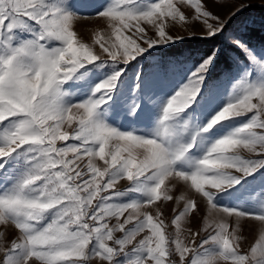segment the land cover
<instances>
[{
    "label": "snow or ice",
    "instance_id": "snow-or-ice-1",
    "mask_svg": "<svg viewBox=\"0 0 264 264\" xmlns=\"http://www.w3.org/2000/svg\"><path fill=\"white\" fill-rule=\"evenodd\" d=\"M251 7L0 0V264H264V44L182 49Z\"/></svg>",
    "mask_w": 264,
    "mask_h": 264
},
{
    "label": "rangeland",
    "instance_id": "rangeland-1",
    "mask_svg": "<svg viewBox=\"0 0 264 264\" xmlns=\"http://www.w3.org/2000/svg\"><path fill=\"white\" fill-rule=\"evenodd\" d=\"M91 27V24L88 22H84L81 25L82 31H87L88 28ZM259 29L258 38L255 37L256 34H253V32ZM233 34L237 35H243L248 41H250L251 44L259 46L261 44H264V8L261 7H251L246 12L243 13L242 16H240L238 19L232 21L231 25L227 28L223 36H219L215 38V42L212 43L213 48H222L224 50L223 58H227L232 54L231 48L229 47L231 38ZM260 35H263L259 38ZM211 48L210 50H212ZM206 50H186V52H191L193 54V60L198 58L200 55H203V52ZM218 68L216 70L215 74H212L213 76H216L218 73H220L226 66V63H219L217 65ZM179 80L180 77H175L170 82L169 87L177 88L179 86ZM255 234L250 233L249 234V241L254 239Z\"/></svg>",
    "mask_w": 264,
    "mask_h": 264
},
{
    "label": "trees",
    "instance_id": "trees-1",
    "mask_svg": "<svg viewBox=\"0 0 264 264\" xmlns=\"http://www.w3.org/2000/svg\"><path fill=\"white\" fill-rule=\"evenodd\" d=\"M255 29H258V28H255ZM253 34H256L255 37L258 38V34H259V29L256 30V32L254 31ZM261 37H263V35H260L259 38L262 39ZM216 40L215 39H194V40H191V41H188L186 42L183 46H182V49L184 51L186 50H206L203 52V54L205 53H208L210 51L211 48H213V45L212 43L215 42ZM169 51H176V49H170ZM165 53H161V55H164ZM226 63V59L221 57L220 60L217 61V64L215 66V70L213 71L212 74H215L216 73V70L218 68L217 65H219V63Z\"/></svg>",
    "mask_w": 264,
    "mask_h": 264
}]
</instances>
